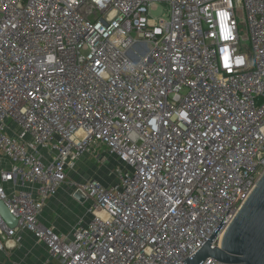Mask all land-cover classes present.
<instances>
[{
	"label": "built area",
	"instance_id": "built-area-1",
	"mask_svg": "<svg viewBox=\"0 0 264 264\" xmlns=\"http://www.w3.org/2000/svg\"><path fill=\"white\" fill-rule=\"evenodd\" d=\"M0 153V249L184 264L223 218L219 247L264 171V0H0ZM85 155L106 182H69ZM67 182L91 216L60 233L39 216Z\"/></svg>",
	"mask_w": 264,
	"mask_h": 264
},
{
	"label": "water",
	"instance_id": "water-1",
	"mask_svg": "<svg viewBox=\"0 0 264 264\" xmlns=\"http://www.w3.org/2000/svg\"><path fill=\"white\" fill-rule=\"evenodd\" d=\"M73 196L82 203L86 200L79 190ZM0 217L9 227L17 224V219L2 201ZM222 219L205 243L190 257L184 258L183 263L200 264L205 258L212 257L226 264H264V171L224 230L220 246L211 247V240L224 223Z\"/></svg>",
	"mask_w": 264,
	"mask_h": 264
},
{
	"label": "crops",
	"instance_id": "crops-1",
	"mask_svg": "<svg viewBox=\"0 0 264 264\" xmlns=\"http://www.w3.org/2000/svg\"><path fill=\"white\" fill-rule=\"evenodd\" d=\"M91 161L88 156H82L78 161L77 170L70 172L69 182L74 175H77L78 180H81V169L84 167L91 170L92 168L88 167L92 164ZM9 166L10 161L0 153V168H8ZM103 167L104 165H98L97 168L101 170ZM97 178L104 182L108 180L106 172ZM73 181L77 180L73 179ZM69 182L64 183L54 196L47 199L39 216L42 223L52 226L60 233H69L78 221L88 220L85 216L89 213L88 204L82 203L72 196L73 188ZM20 234L21 240L19 242L14 243L10 240L6 245L3 243V247L0 249V264H57V261L49 256L46 248L35 242L30 232L24 230Z\"/></svg>",
	"mask_w": 264,
	"mask_h": 264
},
{
	"label": "rangeland",
	"instance_id": "rangeland-1",
	"mask_svg": "<svg viewBox=\"0 0 264 264\" xmlns=\"http://www.w3.org/2000/svg\"><path fill=\"white\" fill-rule=\"evenodd\" d=\"M165 13H166V10H165V7L163 5H158V7L155 10L151 11V15L152 16H162ZM235 13H236V17H237V20L239 22V25H240L239 27L241 28L240 44L243 46L244 50L248 51V49L250 48V43L247 40V32H246V27H245L244 11H243L240 3L237 4V8L235 9ZM104 157H105V159L110 158V156H108L107 154H104ZM89 158H90V160H92L91 161L92 164L89 165L88 167H90L92 169L88 170L87 168L83 167L81 169V171H82L81 172V174H82L81 175V180H78V176L77 175L76 176L74 175V177H72L74 180H77V182H80L84 178H87V177H96V178H97V176L101 177L102 174L104 172H106L108 167H110L111 165H113L115 163V161L113 159H111L104 165V167L101 170H99L97 168L99 164H96L95 160L93 158H91V157H89ZM98 172H100V175H98ZM73 179H72V181H73ZM87 204L85 205L86 207H87ZM85 216L87 217V219H89L91 215H90V213H87Z\"/></svg>",
	"mask_w": 264,
	"mask_h": 264
}]
</instances>
